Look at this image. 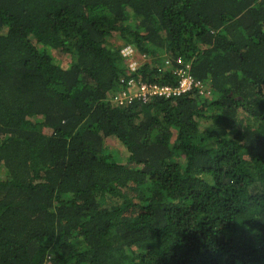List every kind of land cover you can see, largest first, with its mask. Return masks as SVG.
Instances as JSON below:
<instances>
[{"label": "trees", "instance_id": "1", "mask_svg": "<svg viewBox=\"0 0 264 264\" xmlns=\"http://www.w3.org/2000/svg\"><path fill=\"white\" fill-rule=\"evenodd\" d=\"M0 264H264V0H0Z\"/></svg>", "mask_w": 264, "mask_h": 264}, {"label": "built area", "instance_id": "2", "mask_svg": "<svg viewBox=\"0 0 264 264\" xmlns=\"http://www.w3.org/2000/svg\"><path fill=\"white\" fill-rule=\"evenodd\" d=\"M121 53L125 58L130 71L132 72L135 71L136 68L144 62L145 56L137 54L136 50H134L130 46L124 47ZM187 69L188 67H185L184 69H180L177 71L176 75L178 77V81L175 87L138 83L133 77H131L127 82V91L125 90L117 96L119 97L117 102L122 106L126 104L128 99H131L132 97L145 102L149 98L157 96L169 97L171 95L185 94L195 87H200V84L195 82V79H193L192 76L187 73Z\"/></svg>", "mask_w": 264, "mask_h": 264}]
</instances>
